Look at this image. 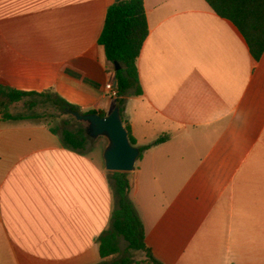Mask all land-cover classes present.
I'll list each match as a JSON object with an SVG mask.
<instances>
[{"label":"crops","instance_id":"0c3cea01","mask_svg":"<svg viewBox=\"0 0 264 264\" xmlns=\"http://www.w3.org/2000/svg\"><path fill=\"white\" fill-rule=\"evenodd\" d=\"M114 0H0V83L86 113L115 105L98 43ZM141 94L123 117L144 243L162 264H264V51L205 0H142ZM87 145V144H86ZM100 156L71 149L38 117L0 112V264H106L114 205Z\"/></svg>","mask_w":264,"mask_h":264},{"label":"trees","instance_id":"16d2710c","mask_svg":"<svg viewBox=\"0 0 264 264\" xmlns=\"http://www.w3.org/2000/svg\"><path fill=\"white\" fill-rule=\"evenodd\" d=\"M210 8L219 16L229 19L244 37L248 50L254 60H259L264 51V0H205ZM148 26L142 0H114L106 9V15L98 43L103 46L106 59L113 68L117 62L119 68L114 70L118 97L115 105L119 107L122 122L131 144L135 140L130 128L123 117L126 98L141 94L138 77L137 58L142 44L147 36ZM37 96L57 108L77 107L65 102L57 95L46 92L22 91L0 83V112L4 118H24L12 115L8 108L11 104L28 98V105L34 106L35 101L29 97ZM88 112H95L90 110ZM104 115L103 111H98ZM81 124V121H77ZM83 124V123H82ZM61 141L71 149L83 150L88 137L84 126L75 128L62 127L59 131L52 128ZM165 136L157 138L153 143L137 146L139 157L152 144L165 140ZM108 179L114 198L110 214L109 226L98 237V251L101 258L114 257L117 259L106 264H162L156 259L144 243V228L142 221L129 197V181L126 172L110 171ZM121 241L125 247L121 249ZM138 255V256H137Z\"/></svg>","mask_w":264,"mask_h":264},{"label":"water","instance_id":"95a60500","mask_svg":"<svg viewBox=\"0 0 264 264\" xmlns=\"http://www.w3.org/2000/svg\"><path fill=\"white\" fill-rule=\"evenodd\" d=\"M117 62L113 69L119 68ZM116 85V81H114ZM65 113L71 114L77 121L84 123V132L87 137H104L106 144L102 151L104 169L107 171L130 172L135 168L139 157V149L130 143L127 131L122 122L119 107L114 108L105 115L97 112H80L70 108H63Z\"/></svg>","mask_w":264,"mask_h":264},{"label":"rangeland","instance_id":"374dc122","mask_svg":"<svg viewBox=\"0 0 264 264\" xmlns=\"http://www.w3.org/2000/svg\"><path fill=\"white\" fill-rule=\"evenodd\" d=\"M29 99L35 101L34 106H29L28 98H26L24 100L11 104L8 108L9 113L16 116L19 115L25 117H38L39 119L45 120L52 128H55L58 131L62 127L75 128L79 125L84 126L83 122V124H79L71 114L65 113L63 109L55 107L54 105L40 97L32 96L29 97ZM86 144L87 150H89L93 154H97V156H100L101 148H104L106 139L101 136L95 139L88 137ZM120 245L121 249L123 250V248L125 247L124 241H121ZM120 256L121 253L114 256L113 258L117 259Z\"/></svg>","mask_w":264,"mask_h":264},{"label":"built area","instance_id":"2783aa9c","mask_svg":"<svg viewBox=\"0 0 264 264\" xmlns=\"http://www.w3.org/2000/svg\"><path fill=\"white\" fill-rule=\"evenodd\" d=\"M105 88L106 90L108 91L109 95L112 97V98H117L118 97V92H117V89H116V85L112 84L111 82H108L105 84Z\"/></svg>","mask_w":264,"mask_h":264}]
</instances>
